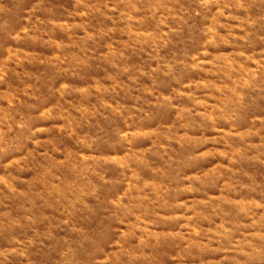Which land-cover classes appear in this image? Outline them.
I'll return each mask as SVG.
<instances>
[{
  "label": "rangeland",
  "instance_id": "rangeland-1",
  "mask_svg": "<svg viewBox=\"0 0 264 264\" xmlns=\"http://www.w3.org/2000/svg\"><path fill=\"white\" fill-rule=\"evenodd\" d=\"M0 264H264V0H0Z\"/></svg>",
  "mask_w": 264,
  "mask_h": 264
}]
</instances>
